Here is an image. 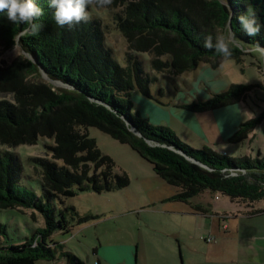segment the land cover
Returning <instances> with one entry per match:
<instances>
[{
  "label": "trees",
  "instance_id": "1",
  "mask_svg": "<svg viewBox=\"0 0 264 264\" xmlns=\"http://www.w3.org/2000/svg\"><path fill=\"white\" fill-rule=\"evenodd\" d=\"M35 2L43 10L37 21L41 30L20 39V48L31 59H15L0 68V94L10 96L0 95V144L32 145L39 136L53 137L56 143L49 148L63 164L43 157L29 159L40 168L37 195L22 185L25 175L20 158L14 152L0 151V209L27 208L43 217V226L29 237L0 247V264H36L39 259L61 257L68 264H85L63 249L64 243L50 239L53 232H70L67 215H76L70 205L56 211L55 199L62 202L63 197L78 191L101 192L128 185L127 174L115 172L113 159L88 136L92 126L128 144L150 163L155 176L175 190L166 201L183 202L192 211L208 214L209 203L193 204L191 199L210 190L242 204L247 215L264 212V207L257 208L264 199V154L228 156L208 145L192 147L170 127L149 123L139 111L132 113V93L150 97V84L156 79L144 71L136 52L148 53L151 69L158 72H188L200 63L217 67L223 56L205 48L204 40L230 30L236 34L237 44L229 58L238 62L241 54H247L246 48H256L257 43L258 49L264 48V28L249 37L238 23L239 16L254 13L264 25V0H110L106 6H123L114 14L128 49L122 65L106 45L98 19L91 17L87 23L61 28L47 0ZM25 27L0 17L3 48H12ZM250 88L249 84L231 83L208 100L185 106L202 112L230 105ZM263 118L264 113L239 124L229 139L245 138L246 130ZM82 221L85 219H78V223ZM4 231L6 225L0 223V233Z\"/></svg>",
  "mask_w": 264,
  "mask_h": 264
},
{
  "label": "rangeland",
  "instance_id": "2",
  "mask_svg": "<svg viewBox=\"0 0 264 264\" xmlns=\"http://www.w3.org/2000/svg\"><path fill=\"white\" fill-rule=\"evenodd\" d=\"M122 8L118 3L104 7L93 3L88 9L90 17L99 20L106 45L121 65L125 63L124 53L128 49L117 29L114 14L121 12ZM12 49H4L0 40V68L5 69L15 59H24L20 46L16 54ZM244 51L247 54H241L238 62L234 58L223 57L217 67L200 63L193 70L178 74L152 70L151 56L145 51L136 52L144 71L151 72L156 79L150 84V97L139 91L132 93V113L139 111L149 123L170 127L188 145L201 143L200 139L214 140L222 128H226L224 134L228 133L230 138L239 124L264 113V51L257 47ZM231 83L249 84L251 88L243 98L230 105L202 112L186 108L185 104L203 102L225 91ZM0 95L10 97L9 94ZM186 126L192 129L187 131ZM245 133V138L235 141L227 136L225 140L219 139L215 147L226 149L228 156L263 155L264 118ZM88 136L96 141L103 154L113 159L115 172L127 174L128 185L101 192L78 191L72 197H63L62 202L55 199L56 211L70 205L76 215H67L72 225L70 232H53L50 239L64 243L63 249L82 258L85 264H189L183 259L186 254L200 259V251L205 244L203 239L209 235L210 215L205 218L189 214L188 204L166 201L165 198L175 192L174 188L156 177L150 163L128 144L119 142L95 126L88 128ZM55 143L53 137L39 136L32 145L0 144V151L14 152L20 158L25 175L22 185L39 195L40 168L29 159L43 157L58 166L62 165L63 161L54 158L49 148ZM191 201L193 204L216 206L218 213H229L238 208L235 205L243 207L240 203L231 202L226 194L210 190L195 195ZM259 203H264V199ZM19 209H0V223L6 225V231L0 233V247L18 244L37 227L43 226L40 213L27 208ZM210 209L211 213L214 212ZM79 218L85 221L78 223ZM66 261L64 257L39 259L36 264H68Z\"/></svg>",
  "mask_w": 264,
  "mask_h": 264
},
{
  "label": "crops",
  "instance_id": "3",
  "mask_svg": "<svg viewBox=\"0 0 264 264\" xmlns=\"http://www.w3.org/2000/svg\"><path fill=\"white\" fill-rule=\"evenodd\" d=\"M185 129L189 131L192 127L186 126ZM222 130L223 132H221ZM222 130H219L220 135L216 136L214 140L200 139L201 143H191L190 145L199 148L208 145L219 153H227L226 149L215 147V142L219 139L229 138L228 133V135L224 134L227 131L226 128H222ZM211 207L214 211L211 214L197 213L191 210V206L190 212H187L205 218L210 215L211 221L208 222L209 235L203 239L205 244L203 251H200L201 258L196 260L192 255L186 254L183 257L184 262L189 264H264V212L247 215L243 207L235 205L239 209H232L229 213L225 211L218 213L216 206ZM263 207L264 203L257 204V208ZM178 236L180 235L178 234ZM208 238L210 239L207 240Z\"/></svg>",
  "mask_w": 264,
  "mask_h": 264
},
{
  "label": "clouds",
  "instance_id": "4",
  "mask_svg": "<svg viewBox=\"0 0 264 264\" xmlns=\"http://www.w3.org/2000/svg\"><path fill=\"white\" fill-rule=\"evenodd\" d=\"M93 2L98 7H104L110 3V0H47L48 6L53 9L54 21L61 28L87 23L91 19L88 9ZM42 14L43 10L35 0H0V17L12 24L27 25L13 40L14 54L20 46L22 37L35 35L41 30L42 25L37 21ZM238 23L244 34L249 37L257 36L264 28L254 13L239 16ZM236 44L237 36L230 30L221 31L215 38L209 36L204 40L205 48L214 49L225 58L231 57L233 46ZM257 47L261 48L258 43ZM261 50L264 51V48ZM23 56L26 60L31 59V54L27 51L23 53Z\"/></svg>",
  "mask_w": 264,
  "mask_h": 264
},
{
  "label": "built area",
  "instance_id": "5",
  "mask_svg": "<svg viewBox=\"0 0 264 264\" xmlns=\"http://www.w3.org/2000/svg\"><path fill=\"white\" fill-rule=\"evenodd\" d=\"M210 238H208L207 240H209Z\"/></svg>",
  "mask_w": 264,
  "mask_h": 264
}]
</instances>
